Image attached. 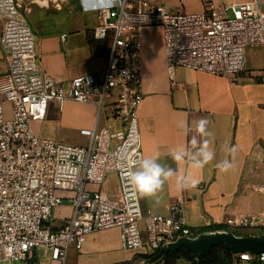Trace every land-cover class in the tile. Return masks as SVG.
<instances>
[{"label":"built area","instance_id":"2783aa9c","mask_svg":"<svg viewBox=\"0 0 264 264\" xmlns=\"http://www.w3.org/2000/svg\"><path fill=\"white\" fill-rule=\"evenodd\" d=\"M80 1L82 9L97 14L93 36L110 37L111 46L101 73L79 75L64 86L40 64L34 32L21 15L29 8L23 0H0V46L6 61L0 76V261L10 264H39V248L67 264L70 251L81 250L89 234L114 227L120 229L123 249L146 255L168 249L181 237L198 235L199 229L183 218L182 196L169 205L168 214L142 209L139 194L123 178L132 162L143 157L139 30L161 26L171 80L176 67H185L226 76L236 84L247 68V49L264 47V0L221 6L207 0L199 12L174 10L155 0ZM67 100L97 107L93 125L78 130L84 143L42 137L33 129L32 123L45 119L51 103L62 109ZM112 173L116 195L102 190ZM253 190L264 202V186L254 185ZM67 198L71 214L58 225L54 210ZM225 225L259 230L264 236V211L234 214ZM257 261L264 263V252L232 257L234 264Z\"/></svg>","mask_w":264,"mask_h":264},{"label":"crops","instance_id":"0c3cea01","mask_svg":"<svg viewBox=\"0 0 264 264\" xmlns=\"http://www.w3.org/2000/svg\"><path fill=\"white\" fill-rule=\"evenodd\" d=\"M213 1L218 6L223 5ZM64 2L60 8L39 5L31 12L40 64L48 75L67 86L74 77L99 74L104 70L111 38L96 39L93 36V29L99 23L95 11L82 9L80 0ZM167 3L169 6L176 5L175 0H167ZM23 4L26 6V0ZM139 33L143 44L144 99L138 111V120L143 157L158 155L159 163L179 167L184 173L192 174L194 170L186 164L177 166L169 152L187 145L191 136L196 135L194 131L185 135L179 127L180 122L191 126L200 118L210 121L209 130L214 135L209 139L213 140L211 146L216 151L212 163L203 170L194 171L200 180L196 188L178 191L173 182H168L160 194L162 199L159 204L139 196L141 207L168 214L169 205L182 196L183 218L188 226L207 232L217 230L216 226L220 225L221 230L232 231L225 225L228 217L237 213L258 214L264 211L262 195L253 190L254 185L264 186V163L261 162L264 155V59L260 62L258 56L263 49H251L246 71L236 84L226 76L185 67H176L171 80L167 73L161 26H143ZM62 34H66L64 39ZM5 71L6 61L0 46V76ZM52 106L57 107L51 103L45 119L34 121L32 126L38 135L59 140L63 138V130L68 124L50 116ZM66 106L77 112L80 123L74 126L76 131L93 125L97 112L95 104L67 100L62 109ZM6 107L10 109L8 103ZM112 123L114 128L119 127L118 121L113 120ZM81 140L86 141L82 136ZM225 144L236 148L234 160L223 151ZM225 158L233 160L234 167L220 172L215 164ZM104 187L103 192L109 194ZM71 210L70 205L66 216H70ZM58 219L56 223L60 225L61 218ZM143 254L145 251L123 249L120 229L114 227L89 234L81 250L70 251L67 264H138ZM50 264L59 263L50 258Z\"/></svg>","mask_w":264,"mask_h":264},{"label":"clouds","instance_id":"9594fccd","mask_svg":"<svg viewBox=\"0 0 264 264\" xmlns=\"http://www.w3.org/2000/svg\"><path fill=\"white\" fill-rule=\"evenodd\" d=\"M210 121L207 118H200L193 122L191 126L187 122L181 121L179 127L184 130V134L195 132L189 143L185 146L176 147L170 150L171 160L179 166L186 164L192 170H203L216 158V151L211 146L213 143L210 137L213 133L209 130ZM200 137V139H198ZM223 151L233 157L236 148L224 145ZM233 160L225 158L215 164L220 172H227L234 167ZM186 174L179 167L165 166L159 163V156L140 157L132 162L123 174V178L140 197L151 199L159 204L164 186L168 182H173L178 191L191 190L200 183L199 178L194 174Z\"/></svg>","mask_w":264,"mask_h":264},{"label":"rangeland","instance_id":"374dc122","mask_svg":"<svg viewBox=\"0 0 264 264\" xmlns=\"http://www.w3.org/2000/svg\"><path fill=\"white\" fill-rule=\"evenodd\" d=\"M77 0H73V2H75ZM155 1H159L163 4H166L168 8L174 9V10H182L185 12H199L201 10H203V2L207 1V0H175L176 1V5L174 6H169L167 3V0H155ZM217 2L221 3V4H231L234 2H240L243 0H216ZM79 2V0H78ZM63 3L65 2H60V5L57 6L56 4H54L53 2H51L50 7L51 8H60L61 5L63 6ZM40 4L36 3L34 0H26V6L31 8L30 12H26L21 10V15L26 18L27 22L29 23V25L31 26L32 30H34V16L32 15V10L37 9L38 6ZM28 13V14H27ZM230 15H232V12H229ZM251 49H256V48H249L247 49V60L249 61V57L251 56ZM260 49H263L262 51H259V57H260V62L262 59H264V47H260ZM256 56V54L254 55ZM247 66H248V62H247ZM52 111L50 113V116H52V118H55L58 121H62L65 122L66 128L63 130V138L59 139L62 142L65 143H69V144H81L82 141L81 140V136L79 135V131H76L74 128V126L76 124H79L80 120L78 119V115L77 112L74 110V108H70L68 106H66L64 109L59 110L58 107H53L52 106ZM104 189H106L109 193V195H116L117 193V189H118V184H117V180H116V176L114 174H111L107 177L106 182L104 183ZM96 189L98 187H95ZM71 205V200L70 199H63L62 203L60 204V207L56 208L54 210V217L56 219L58 218H63L66 217V214L68 213V207ZM59 220V219H58ZM229 230L234 231L237 234L240 233H262L259 230H243V229H231L229 228ZM37 254H38V260H39V264H50V258H51V254L52 252L49 251L47 254L44 253L43 248H39L37 250ZM0 264H10L9 261L5 260V261H0ZM13 264H20L19 261H15L13 262ZM183 264H187L185 262H183ZM234 264V263H232ZM236 264H251L250 262H238Z\"/></svg>","mask_w":264,"mask_h":264},{"label":"water","instance_id":"95a60500","mask_svg":"<svg viewBox=\"0 0 264 264\" xmlns=\"http://www.w3.org/2000/svg\"><path fill=\"white\" fill-rule=\"evenodd\" d=\"M220 244L224 245L233 254L244 252L259 254L264 252V236H241L227 230L207 231L194 237H181L177 241L170 243L168 249L176 250L184 246L200 255H206L214 246ZM165 251L166 249H161L153 256L143 258L138 264H156L163 257Z\"/></svg>","mask_w":264,"mask_h":264},{"label":"trees","instance_id":"16d2710c","mask_svg":"<svg viewBox=\"0 0 264 264\" xmlns=\"http://www.w3.org/2000/svg\"><path fill=\"white\" fill-rule=\"evenodd\" d=\"M217 230H221L222 226H216ZM205 231L204 229L199 232ZM156 254V253H155ZM152 255H141L142 258H149ZM233 253L226 249L224 245H216L206 255H200L189 250L187 247H180L176 250L166 249L163 257L156 264H180L185 262L187 264H232ZM255 264H264L262 262H255Z\"/></svg>","mask_w":264,"mask_h":264},{"label":"bare ground","instance_id":"6f19581e","mask_svg":"<svg viewBox=\"0 0 264 264\" xmlns=\"http://www.w3.org/2000/svg\"><path fill=\"white\" fill-rule=\"evenodd\" d=\"M36 2L44 7H50L51 2H53L57 6L60 5V0H36Z\"/></svg>","mask_w":264,"mask_h":264}]
</instances>
